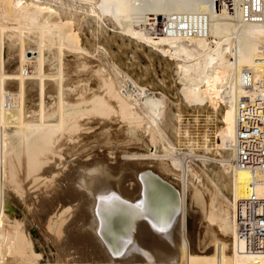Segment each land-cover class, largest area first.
<instances>
[{"label":"bare ground","instance_id":"bare-ground-1","mask_svg":"<svg viewBox=\"0 0 264 264\" xmlns=\"http://www.w3.org/2000/svg\"><path fill=\"white\" fill-rule=\"evenodd\" d=\"M100 40L166 61L185 105L219 113L217 147L232 151L240 69L264 92V46L231 33L94 0H0V264H264L233 219L263 175L252 188L213 145L193 162L170 99L131 88Z\"/></svg>","mask_w":264,"mask_h":264},{"label":"rangeland","instance_id":"rangeland-1","mask_svg":"<svg viewBox=\"0 0 264 264\" xmlns=\"http://www.w3.org/2000/svg\"><path fill=\"white\" fill-rule=\"evenodd\" d=\"M84 31L87 37L90 38V36H88V31ZM126 41L127 40H124V43L121 45L120 42H109V44H104L102 40H100L98 43V51H108L107 53L109 55V59L113 60L120 67L122 73L125 72L128 74L127 80L130 83L131 88H137L136 84L138 83L144 90H151L152 92L159 94L163 93L168 99H170L168 102L170 109L174 111V113H179L181 116V120L177 122V125H180L179 129L182 133L175 137L177 140H175L176 142L172 140L173 143L182 147L184 151L190 147V149H192L193 146V151L191 150V156L193 158L191 159L197 164L199 160H196V156L194 157L193 154L196 153L201 155L205 153V146L211 149V151L208 153L209 156H213L212 154H214V149L216 147L215 150L218 149L222 157L226 159L232 158L231 150L222 148L220 142L219 146H216V139L218 138L215 130H217L218 127L219 131L223 129V124L219 120V113H215L211 109L198 111L195 108L191 109L189 106L185 105L179 92V86L181 83L180 74L178 72L168 71L166 61H164L162 58H158L157 55L147 56L145 53H141L138 49H135L132 43H128ZM92 46L93 45L90 44L87 45L89 51H94L95 47L97 48V46H93L94 48ZM124 91L125 90L123 88L122 92ZM135 93L136 90L132 92V94ZM212 145L215 146L214 149ZM207 163L210 166L214 165L212 162ZM223 178L224 177H221L219 182L214 180L211 181L214 183V185H216L215 187L224 195V197L229 199V187L225 186L227 182L226 180L228 179L226 177L225 179ZM206 183L209 186L208 180ZM224 188L225 190L223 191ZM226 192L227 194H225Z\"/></svg>","mask_w":264,"mask_h":264},{"label":"built area","instance_id":"built-area-1","mask_svg":"<svg viewBox=\"0 0 264 264\" xmlns=\"http://www.w3.org/2000/svg\"><path fill=\"white\" fill-rule=\"evenodd\" d=\"M261 51V50H260ZM255 60L263 56L257 53ZM249 68L240 69L238 86L234 94V135L231 142L232 163L236 168L251 174L249 186L256 183L255 172L264 177V92L255 87ZM264 186L263 181L259 182ZM234 229L237 244L248 253H264V195L253 192L237 200L233 207Z\"/></svg>","mask_w":264,"mask_h":264},{"label":"water","instance_id":"water-1","mask_svg":"<svg viewBox=\"0 0 264 264\" xmlns=\"http://www.w3.org/2000/svg\"><path fill=\"white\" fill-rule=\"evenodd\" d=\"M216 28L264 46V0H94Z\"/></svg>","mask_w":264,"mask_h":264}]
</instances>
